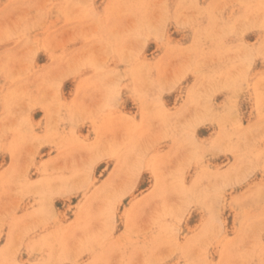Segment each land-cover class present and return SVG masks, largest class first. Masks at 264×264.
I'll return each instance as SVG.
<instances>
[{
	"label": "rangeland",
	"instance_id": "374dc122",
	"mask_svg": "<svg viewBox=\"0 0 264 264\" xmlns=\"http://www.w3.org/2000/svg\"><path fill=\"white\" fill-rule=\"evenodd\" d=\"M0 264H264V0H0Z\"/></svg>",
	"mask_w": 264,
	"mask_h": 264
},
{
	"label": "bare ground",
	"instance_id": "6f19581e",
	"mask_svg": "<svg viewBox=\"0 0 264 264\" xmlns=\"http://www.w3.org/2000/svg\"><path fill=\"white\" fill-rule=\"evenodd\" d=\"M245 5V4H244ZM165 15V14H164ZM241 16V15H240ZM254 21V20H253ZM252 23V22H251ZM254 24V23H253ZM148 26V25H147ZM224 26V25H223ZM255 27H256V25H255ZM115 28V27H114ZM162 29V28H161ZM226 30H227V28H226ZM241 31V30H240ZM227 33V32H226ZM243 34V33H242ZM204 38V37H203ZM124 58V57H123ZM112 84V83H111ZM209 112H210V110H209ZM175 134V133H174ZM179 141V140H178ZM251 145V144H250ZM215 152V151H214ZM189 155V154H188ZM206 155V154H205ZM189 157V156H188ZM262 164V163H261ZM250 171V170H249ZM249 173V172H248ZM249 175V174H248ZM218 177V176H217ZM239 184V183H238ZM197 194V193H196ZM189 195V194H188ZM258 198V197H257ZM255 199V198H254ZM219 206H220V204H219ZM220 208V207H219Z\"/></svg>",
	"mask_w": 264,
	"mask_h": 264
}]
</instances>
